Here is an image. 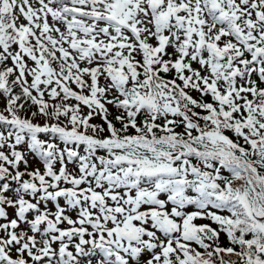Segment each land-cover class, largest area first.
I'll return each instance as SVG.
<instances>
[{
  "label": "snow or ice",
  "instance_id": "1",
  "mask_svg": "<svg viewBox=\"0 0 264 264\" xmlns=\"http://www.w3.org/2000/svg\"><path fill=\"white\" fill-rule=\"evenodd\" d=\"M0 264H264V0H0Z\"/></svg>",
  "mask_w": 264,
  "mask_h": 264
},
{
  "label": "rangeland",
  "instance_id": "2",
  "mask_svg": "<svg viewBox=\"0 0 264 264\" xmlns=\"http://www.w3.org/2000/svg\"><path fill=\"white\" fill-rule=\"evenodd\" d=\"M33 166H37V165L34 163Z\"/></svg>",
  "mask_w": 264,
  "mask_h": 264
}]
</instances>
